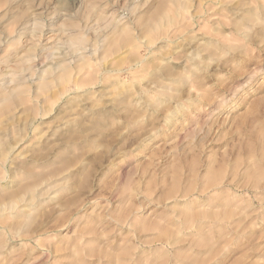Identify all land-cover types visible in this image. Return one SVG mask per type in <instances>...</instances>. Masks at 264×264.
Returning <instances> with one entry per match:
<instances>
[{
	"label": "rangeland",
	"instance_id": "1",
	"mask_svg": "<svg viewBox=\"0 0 264 264\" xmlns=\"http://www.w3.org/2000/svg\"><path fill=\"white\" fill-rule=\"evenodd\" d=\"M14 144L0 264H264V0H0Z\"/></svg>",
	"mask_w": 264,
	"mask_h": 264
},
{
	"label": "bare ground",
	"instance_id": "2",
	"mask_svg": "<svg viewBox=\"0 0 264 264\" xmlns=\"http://www.w3.org/2000/svg\"><path fill=\"white\" fill-rule=\"evenodd\" d=\"M42 85H43L42 82H40L36 86V88L38 89L39 86H42ZM76 89L77 88L74 85V88L72 90H76ZM59 100H60V98H58V101ZM35 109H36V111H38L36 113V116H40V118L45 119V116H47L48 112L44 108H35ZM34 122H35L34 120H31L30 123L33 124ZM72 124L73 123H69V125H72ZM19 141H21V139ZM26 151L28 152V148L26 146L20 148V145L18 146L17 144H14L12 146H7L6 147L5 154L4 155H0V157L3 158V167L8 165V169L4 170V173L0 175V178H3V177H4V179L9 178L10 171L13 168V167H10V166L13 165V164L15 166L16 165L15 164L16 160H20L21 161V160L27 158L28 156L26 154H24V153H26ZM7 153H8V155H6ZM67 162L65 161V164ZM41 177L42 176H39L40 179H41ZM68 177L69 176L65 177L64 180H67ZM9 183H10V181H9ZM54 183H56V182L48 183V184H44L43 185L46 193H48V194H46V197H43L44 193H33L32 192V188L30 186H28V188L26 189L24 195L21 197L20 201L17 200V201H14V202L11 201V202L6 203V204H1V206H0V218L2 216H4L5 214L13 216L14 214L16 215L17 213H18V215L20 213L21 214L23 213V215L25 217H28L27 215H29V214H27V213H30L33 208H35L36 206H39L46 199L48 200L50 198L52 193H50L51 191H49V190H50V188L53 187ZM25 194H28V197L26 199H24ZM19 202H22V204H19Z\"/></svg>",
	"mask_w": 264,
	"mask_h": 264
}]
</instances>
